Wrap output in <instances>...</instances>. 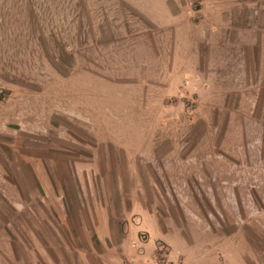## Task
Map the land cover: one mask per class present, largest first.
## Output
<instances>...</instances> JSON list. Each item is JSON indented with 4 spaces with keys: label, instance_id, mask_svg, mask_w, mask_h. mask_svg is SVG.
Returning a JSON list of instances; mask_svg holds the SVG:
<instances>
[{
    "label": "rangeland",
    "instance_id": "obj_1",
    "mask_svg": "<svg viewBox=\"0 0 264 264\" xmlns=\"http://www.w3.org/2000/svg\"><path fill=\"white\" fill-rule=\"evenodd\" d=\"M90 175L157 218L146 262L264 264V0H0V264L89 254L54 193Z\"/></svg>",
    "mask_w": 264,
    "mask_h": 264
},
{
    "label": "crops",
    "instance_id": "obj_2",
    "mask_svg": "<svg viewBox=\"0 0 264 264\" xmlns=\"http://www.w3.org/2000/svg\"><path fill=\"white\" fill-rule=\"evenodd\" d=\"M75 116L92 121H111V112L103 114L102 118L101 114L96 112L91 113L90 116L82 113H76ZM118 117L122 118L120 115ZM95 128L91 129L93 137L96 132L97 134L101 132L102 135L109 138L95 141L111 144V135L113 134L111 127L108 129L101 128L105 130L103 132L101 130L99 132ZM89 158V156L84 158L85 166L97 167L94 157ZM82 180L86 184L91 183V190L89 192L80 191L79 182H76L78 186H76L74 193L77 201L75 209L69 207L68 196L64 192L54 193V197L59 200V214L67 230L71 235L72 232H75L77 239L85 240L86 243L83 246L90 250L89 254H83L73 264H122L132 255H134L132 259L138 263L151 264V262H146L144 254L140 255L139 251L140 254L137 253L134 247L140 246L143 249H148L149 252H153L158 241H165L164 232L157 222V218L148 210L145 203L140 198L131 197V194L127 192L120 196L118 193V213L114 214L111 211V191L109 193L105 191L101 194L100 186L96 187L95 185L97 181L104 183V177L90 175L85 176ZM89 200L91 201L90 206L87 204ZM47 218L50 219V217ZM141 232L145 233V238L142 241L139 240ZM80 235L81 237H79Z\"/></svg>",
    "mask_w": 264,
    "mask_h": 264
}]
</instances>
